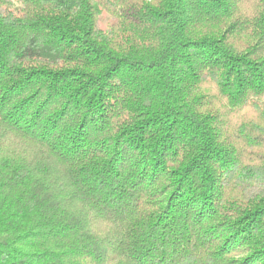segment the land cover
Returning a JSON list of instances; mask_svg holds the SVG:
<instances>
[{"label":"trees","instance_id":"16d2710c","mask_svg":"<svg viewBox=\"0 0 264 264\" xmlns=\"http://www.w3.org/2000/svg\"><path fill=\"white\" fill-rule=\"evenodd\" d=\"M0 264H264V0H0Z\"/></svg>","mask_w":264,"mask_h":264}]
</instances>
